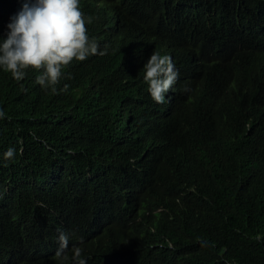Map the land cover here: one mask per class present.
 Returning a JSON list of instances; mask_svg holds the SVG:
<instances>
[{
	"label": "clouds",
	"instance_id": "9594fccd",
	"mask_svg": "<svg viewBox=\"0 0 264 264\" xmlns=\"http://www.w3.org/2000/svg\"><path fill=\"white\" fill-rule=\"evenodd\" d=\"M236 5L247 11L243 0H0V71L10 87L38 103L53 94L83 102L71 115L90 126L100 153L80 158L66 118V150L58 137L45 147L0 149V264H67L73 253L71 264H88L82 249L143 203L164 211L162 153L173 150L177 117L193 133L215 117L200 100L185 101L200 91L206 45L218 42L224 14L240 15ZM251 27L248 39H224L217 51L249 52L245 88L262 104L264 17H251ZM210 97L209 109H218ZM51 111L63 115L57 102ZM248 155L251 174L262 178L264 137Z\"/></svg>",
	"mask_w": 264,
	"mask_h": 264
},
{
	"label": "trees",
	"instance_id": "16d2710c",
	"mask_svg": "<svg viewBox=\"0 0 264 264\" xmlns=\"http://www.w3.org/2000/svg\"><path fill=\"white\" fill-rule=\"evenodd\" d=\"M239 1L231 0L233 4ZM243 1L247 11L236 5L237 18L223 15L220 38L206 45L210 56L201 61L200 91L185 101L191 105L200 100L203 112L215 117H205L194 131L198 136L177 117V133L171 134L173 150L162 153L165 163L157 172L156 184L164 195V211L156 214L143 203L131 221L120 222L82 249L88 264H264V174L261 178L248 169V153L256 138L264 137L260 118L264 103L245 88L248 62L244 58L249 52L217 51L224 39H248L251 17H264V1L260 5L257 0ZM229 62L230 67L225 66ZM211 95L218 109L209 110ZM56 102L63 115L51 111ZM81 104L55 94L38 103L28 91L10 87V80L0 71V110L5 114L0 119V149L45 147L52 144V137L64 140L60 127L66 118L80 158L98 159L90 126L71 115ZM71 105L73 111H69ZM92 107L98 110L99 104ZM68 147L64 140L65 150ZM125 250H131V255H117ZM73 255L67 256V264ZM59 260L43 264H59Z\"/></svg>",
	"mask_w": 264,
	"mask_h": 264
},
{
	"label": "bare ground",
	"instance_id": "6f19581e",
	"mask_svg": "<svg viewBox=\"0 0 264 264\" xmlns=\"http://www.w3.org/2000/svg\"><path fill=\"white\" fill-rule=\"evenodd\" d=\"M226 98V97H225ZM222 98H220V100H221ZM229 101V100H228ZM221 102V101H220ZM220 102H219V104H220ZM227 102V101H226ZM230 102V101H229ZM231 102H233V101H231ZM217 103H218V101H217ZM234 103V102H233ZM228 105V104H227ZM218 106V105H217ZM221 106V105H220ZM222 106H223V102H222ZM221 106V107H222ZM230 106H231V104H230ZM234 107V106H233ZM238 107V106H237ZM236 109V108H235ZM210 110V109H209ZM212 113V112H211Z\"/></svg>",
	"mask_w": 264,
	"mask_h": 264
}]
</instances>
